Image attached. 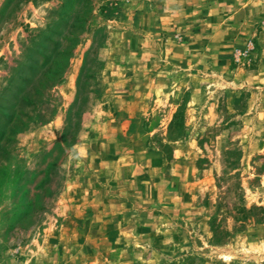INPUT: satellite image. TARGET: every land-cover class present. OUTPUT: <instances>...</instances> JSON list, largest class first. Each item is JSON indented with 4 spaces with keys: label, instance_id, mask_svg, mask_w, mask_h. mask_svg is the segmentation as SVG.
<instances>
[{
    "label": "rangeland",
    "instance_id": "374dc122",
    "mask_svg": "<svg viewBox=\"0 0 264 264\" xmlns=\"http://www.w3.org/2000/svg\"><path fill=\"white\" fill-rule=\"evenodd\" d=\"M203 10L0 0V264H264V37Z\"/></svg>",
    "mask_w": 264,
    "mask_h": 264
},
{
    "label": "crops",
    "instance_id": "0c3cea01",
    "mask_svg": "<svg viewBox=\"0 0 264 264\" xmlns=\"http://www.w3.org/2000/svg\"><path fill=\"white\" fill-rule=\"evenodd\" d=\"M200 1H201V7L204 8V10L202 11V13L204 14H202V17L200 18L202 20H199L200 24L193 26V29H195L196 31H201L202 30L201 27L203 24L202 22H210L211 24H209V26L205 29L206 35L210 37L208 38L209 42L212 41L213 39H217L219 45H230V44H235L234 43L235 41L233 40H238L237 42L239 44H242L248 38L264 37V27L260 26L262 25L260 24V19H257V21H251L252 18L250 19L249 16L242 17L241 15L244 13L241 12L240 6L237 5V3L233 2L234 0H200ZM254 1L259 4H262L257 0ZM212 7L213 8L216 7L215 13L219 14L217 18L210 17L207 14ZM188 10L191 11V7H189ZM185 26H186V30L190 28L189 25L187 27V24H185ZM256 41L258 46L259 45L263 46L258 40V38L256 39ZM186 57H190V55L189 56L187 55ZM186 71L187 70L185 68L176 69V73L181 72L183 74ZM174 84L175 86L174 88L171 89L172 91L168 92L169 94L168 100H170V98L173 97L174 95L178 94L177 92L179 88L178 87L179 81H176V83ZM112 104H113L112 106L113 111H116L121 107V105H118L120 107H117L116 101H112ZM177 108L178 107L175 106V108L171 110V113L168 117L169 123L171 120L174 119V115L177 111ZM139 110L141 111V109ZM134 117L135 119L130 120L129 124L130 123L134 124V133H135L139 125L142 127L146 123L145 122L146 119L142 118L141 114H135ZM114 121L118 123V120H116L115 117H114Z\"/></svg>",
    "mask_w": 264,
    "mask_h": 264
}]
</instances>
